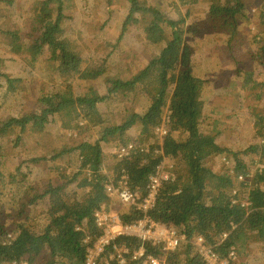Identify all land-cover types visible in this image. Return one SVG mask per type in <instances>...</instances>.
I'll use <instances>...</instances> for the list:
<instances>
[{
  "label": "trees",
  "instance_id": "obj_1",
  "mask_svg": "<svg viewBox=\"0 0 264 264\" xmlns=\"http://www.w3.org/2000/svg\"><path fill=\"white\" fill-rule=\"evenodd\" d=\"M80 1L88 12L98 10L93 0ZM129 1V24L136 22L132 18L135 14L143 17L145 11L154 13L144 28L145 43L161 47L140 70L126 77L112 75L109 57L95 59L93 54L81 51L76 32L80 18L70 11L73 0H35L24 11L27 18L23 28L0 26L9 46L8 51H0V89L5 86L7 92H14L23 82L22 75L3 71L8 53L24 59L22 63L30 73L28 61L44 60L70 82L67 89L41 96L34 111L24 112L14 106L1 114L0 108V264H87V254L102 233L96 213L106 211L117 213L123 223L145 216L163 221L186 240L169 253L162 244L118 236L104 252L107 259L97 264H123L107 254L117 245L128 246V257L143 245L158 258L169 253L171 264H207L195 243L199 236L211 244L219 260L231 257V264H240L241 256L248 257L246 261L257 260L251 264H264V0L250 7L246 0H205L201 2L206 11L202 21L189 11L171 18L160 8H148L140 0ZM199 1L187 2V8ZM16 2L0 0V8L13 11L12 15L23 7L15 6ZM249 9L258 11L253 17L261 28L252 38L239 29L245 23L246 28L254 26ZM4 17L0 16V23ZM163 23L169 27V34L164 32ZM206 32L218 37L207 36ZM219 41L226 45L224 50L232 60L242 55L250 57L237 70V78L242 77V87L262 106L253 112L255 142L241 151L219 144L226 135L219 111L221 101L215 103L206 94L209 73L200 76L193 68L194 43ZM80 82H86L87 88L76 92L74 86ZM55 115L66 135L73 132L69 148L65 147L69 140L56 147L53 135L46 131ZM136 125L141 127L138 136L146 140L152 136L153 127L163 125L165 133L141 148ZM93 128L97 130L90 133ZM115 140L119 142L117 147H127L131 142L135 147L120 158L116 153V162L111 157L112 177L126 175L132 190L143 196L164 161L178 166L161 182L154 205L146 210L125 203L107 190L111 177L103 171L108 159L103 146ZM31 147L41 150L35 153ZM15 148V161H19L7 174L8 182L28 187L25 194L33 195L29 204L41 207L45 223L38 229L27 227L21 207L5 214L2 154ZM75 151L80 153V164L73 170L66 164ZM249 154L254 156L248 159ZM221 157L225 165L217 170L210 162ZM135 261L128 259L127 264Z\"/></svg>",
  "mask_w": 264,
  "mask_h": 264
},
{
  "label": "rangeland",
  "instance_id": "obj_2",
  "mask_svg": "<svg viewBox=\"0 0 264 264\" xmlns=\"http://www.w3.org/2000/svg\"><path fill=\"white\" fill-rule=\"evenodd\" d=\"M35 0H17L15 6H23L16 9V13L13 11L4 12L0 8V16L3 14L4 21L0 23L3 28L6 27H18L23 28L26 20L24 11L28 10L31 3ZM146 3L149 7L160 8L164 11L165 15L171 18H178L180 15L186 14L189 11L192 17L198 18L200 21L205 20L206 11L205 7L201 5V2L205 0H198L199 4L191 5L187 8V2L191 0H140ZM257 0H246L247 5L250 7L256 4ZM92 3L97 7L98 10L88 12V10L82 5L80 0H73L70 8L71 14H76L80 18V23L77 28V35L79 39L81 51H85L89 54H93L95 59L97 57H109L112 71L114 76H124L131 74L137 69H141L147 63L149 57L157 54L161 46H155L145 43V31L144 28L154 18L152 11H145V15L141 17L135 14L132 18H136V22L128 23L127 19L131 10V3L129 0H93ZM15 11V10H14ZM184 12V13H183ZM254 12L258 15V11L249 9V14L252 15V22L254 26L246 28V23L240 26V30H246L248 37H253L261 31V28L257 25L258 19L254 16ZM29 16V12H28ZM68 22V21H64ZM190 25L189 19L185 24L186 27ZM163 23L164 32L170 33L169 27ZM166 27V28H165ZM239 30V32H240ZM163 33V32H162ZM207 36L213 38V32H206ZM190 38L193 34H189ZM226 45L222 42H216L213 44H206L203 42L194 43L193 50L195 52V63L193 65L195 74L205 76L209 73L211 81L208 83L206 94L208 98L213 97L215 103L221 101L219 111L221 112L222 118L225 120L226 135H223L219 144L224 148H230L234 151H241L244 147L255 142V135L257 126L254 122L253 112L255 109L261 108L259 101L253 98L251 92L246 88L242 87V77L237 78V70L243 67V62H249L250 57L248 55H242L237 59H231L228 53L225 52ZM9 46L6 43V35L0 31V51H8ZM14 57V58H13ZM231 59L232 62L227 63L226 60ZM240 62L238 65L236 62ZM24 59H20L16 55L8 53L5 65H3V71L11 74V76L22 75L23 82L18 86L16 91L7 92V87L0 89V108L1 114L4 112H10L16 108L22 109L24 112L34 111L38 106V99L41 96H45L49 93L60 91L61 89H67L70 82L66 80L67 76L61 77L59 70H54L45 64L44 60L38 62L28 61V65L32 68L27 69L22 63ZM225 62V63H223ZM227 66V71H222L221 66ZM140 64V66L138 65ZM214 70H219L214 72ZM243 76V74H242ZM94 81H90L89 84H93ZM86 82H80L77 86H74V90L85 91L87 86ZM264 92V91H263ZM259 93V90L255 92ZM264 97V93H263ZM220 99V100H219ZM261 103L264 104V101ZM59 116L55 115L54 121L47 127V132L52 134L53 142L56 147H61L63 143L69 140L65 147L71 146L73 132H68L66 135L63 131L62 125H59ZM82 120V119H81ZM80 120V121H81ZM79 121V122H80ZM162 128L163 125L153 127L152 136L146 140L145 136L140 137L138 133L141 130L140 125H136L134 131L136 137H138L137 145L141 148H147L149 144L153 143L155 139H160L165 133ZM207 128V126H205ZM97 129L93 128L90 133ZM177 133H175L176 135ZM96 135V133H95ZM97 136V135H96ZM84 137V136H82ZM94 141L95 139L92 138ZM134 144V142H131ZM113 144V143H112ZM112 144H105L103 146L104 153L107 156V164L104 166V173L108 174L109 180L114 179L112 177L111 166L113 157L116 162L118 159L115 158V149L119 142ZM31 150L35 153H39L41 147H31ZM58 150V148H57ZM4 159L2 161V172L5 177V186L3 189V200L5 202L6 212L12 213L15 208L21 207L25 210L22 220L26 222L27 227L31 229H38L45 223L44 215H42V209L37 204L30 203L33 200V195L29 197L26 192L28 187L19 184H9L7 174L15 170L16 162L15 157L17 156V149L9 150L8 154H2ZM253 154L248 155L253 157ZM245 157V155H244ZM221 158H212L211 162L218 170H223L225 162ZM80 164V153L75 151L71 153L69 162L66 166L70 169H77ZM230 164V163H227ZM232 164V163H231ZM229 166V165H226ZM43 171L44 169L41 168ZM178 170V166L174 162L164 161L160 166L159 170L164 175L170 176ZM116 175V174H115ZM48 175H45L47 178ZM20 204H25L21 206ZM13 206V207H12ZM4 213V211H3ZM3 214V218H6ZM9 214V215H10ZM16 220L13 221L15 223ZM163 223V221H159ZM14 226L11 222H8ZM240 258V264H251L256 262L255 259H246L248 257ZM229 264L228 262H225ZM261 263L262 262L261 259ZM29 264V263H27Z\"/></svg>",
  "mask_w": 264,
  "mask_h": 264
},
{
  "label": "built area",
  "instance_id": "obj_3",
  "mask_svg": "<svg viewBox=\"0 0 264 264\" xmlns=\"http://www.w3.org/2000/svg\"><path fill=\"white\" fill-rule=\"evenodd\" d=\"M133 143H129L127 147L119 146L115 149V153L120 158L128 154V150L134 148ZM169 176L164 175L161 171L155 176H152L149 182L148 193L143 196L142 192L132 190L128 184L126 175L116 174L115 179H110L107 182V190L113 196H118L127 204L137 205L139 208L147 209L154 205L156 195L161 182ZM245 205V203H243ZM97 224L102 229L100 236L96 238L92 247L87 254V264H97L99 261H104V252L111 242L118 236H135L141 240H148L154 245L162 244L167 252L174 251L181 242L186 240L185 236L176 229H172L164 222L154 221L151 217L145 216L144 218L135 220L130 223H123L117 213L106 211L105 213H96ZM195 243L198 246L199 253L207 264H231L233 258L220 259L213 251L211 244L202 236L195 238ZM130 249L127 245L114 246L113 252H108L110 258H117L121 263L127 264L128 259L132 261L138 260L136 264H171L167 255L158 258L149 253L142 245L133 252V257L125 256L129 253ZM104 254V255H103ZM116 255V256H115ZM27 264V263H24Z\"/></svg>",
  "mask_w": 264,
  "mask_h": 264
},
{
  "label": "crops",
  "instance_id": "obj_4",
  "mask_svg": "<svg viewBox=\"0 0 264 264\" xmlns=\"http://www.w3.org/2000/svg\"><path fill=\"white\" fill-rule=\"evenodd\" d=\"M227 53H228V52H227ZM228 56L230 57L229 53H228ZM225 62L231 64L232 60L228 58V60H226ZM225 62H223V63H225ZM223 63H222V66H221V70H222V71H227V66H223ZM217 71H219V70H214V72H217Z\"/></svg>",
  "mask_w": 264,
  "mask_h": 264
}]
</instances>
